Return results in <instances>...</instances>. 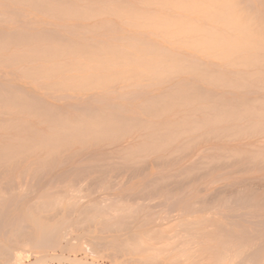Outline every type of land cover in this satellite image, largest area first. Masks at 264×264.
<instances>
[{"label": "bare ground", "instance_id": "1", "mask_svg": "<svg viewBox=\"0 0 264 264\" xmlns=\"http://www.w3.org/2000/svg\"><path fill=\"white\" fill-rule=\"evenodd\" d=\"M94 165L153 175L147 181L159 199L173 198L164 190L175 180L210 176V202L227 214L186 221L178 233L189 247L167 246L159 242L167 234L135 231L142 210L122 197L83 203L81 191L82 200L66 193L65 201L55 183L49 193L55 175H94ZM248 169L256 175L237 177ZM263 172L264 0H0V181L53 177L49 192L27 180L7 196L15 189L0 183V264H21L29 246L57 247L80 221L113 234L67 241L91 264H218L228 240L235 255L260 240ZM176 199L170 209L194 206ZM203 202L196 207L205 212ZM242 253L237 264L257 262L256 253Z\"/></svg>", "mask_w": 264, "mask_h": 264}, {"label": "rangeland", "instance_id": "2", "mask_svg": "<svg viewBox=\"0 0 264 264\" xmlns=\"http://www.w3.org/2000/svg\"><path fill=\"white\" fill-rule=\"evenodd\" d=\"M188 161V159L187 160H183L182 161V164L181 165H177V166H175L176 168L177 167H179V166H182L185 162H187ZM91 166H93V164L91 165ZM90 168H92V167H90ZM94 170L96 169V171L94 172V175H93V172H90V174L89 173H87V174H85V176L83 175V174H79L78 176L76 175V178H75V176L74 175H72L73 177H69V175H66V176H64V177H62L63 175H55L56 176V178L55 179H57V180H55V182H53V183H50L49 181H51V180H49V179H53V177L52 178H49L48 179V177L46 178H44V177H40L39 175L38 176H33L34 177V180H33V178H30V179H27L28 181H32L33 180V182H35V186H37V188H36V190H40L38 187H40V188H42V190H40V192H43V190L44 191H47L48 190V188L46 187V186H48L49 185V183H50V185H52V184H54L55 186H57L56 187V189H57V194L58 193H60L59 195H61V198L64 196H66L65 198H63L65 201H67V200H70L71 198H69V199H67V197H69V195H71L72 197H75L76 199H77V197H78V199L80 198H82V197H80L81 195H84V197L82 198L84 201H83V203H86V201H89L88 200V198L89 199H91V200H93V202H94V200L96 201V203H99V201L101 202L102 200V203H104L106 200H111L112 201V198H109V197H113V199L114 198H118V197H122V200L124 201V202H127L128 204H130V205H132L133 207L134 206H136L135 208L136 209H140V211L142 212L141 213V217L143 216L144 218V220L140 217L139 218V220H141L140 221V223H138L137 224V222H136V230H135V228H134V230L135 231H140L141 233L142 232H146V233H149V232H155V233H158V234H160V233H163V234H167L163 239H161V240H159V242L160 243H163V244H170L171 246H173L175 243H176V241H177V243L180 245L181 243H185V238L184 237H186V236H184V234H182L181 236H180V234L179 233H181V232H183L182 230H184V227H183V223H185L186 221H193V220H196V221H203L204 219H206L205 217L207 216V218L208 217H214V218H216L217 216V219L219 218L220 219V215H221V217H222V215H223V213H224V215L223 216H225V214H227L226 212H225V210L223 211L222 209L221 210H214V207L216 206H214V204L213 203H215V204H217L216 202H213V200H211L212 202H210V199H212V198H214L213 196H215L213 193V188L214 187H216V185L215 184H211V182H212V177H204V179L202 178H195L194 180H181V182H180V180L177 182V185L178 186H176V180L172 183V184H170L172 187V189L170 188V186H169V190H164V192L166 191L167 192V194L170 196L171 194L173 195V198L172 197H169L170 198V202L176 197L177 198V196L178 197H181L180 199L179 198H177V199H179L180 201H181V199H182V197H183V195L187 198V199H185V198H183L182 199V201L185 199L186 201L187 200H189V202L191 203H194L193 205V207H196V206H201V203L199 204V202H203L202 200L203 199H205V197L207 198V199H205V201L207 202V204H208V206L207 207H209L210 208V206H211V211H209L210 209L209 208H206L205 209V212H204V210L202 211V208L204 209L205 207H201V209H200V207H196V208H194L193 209V207H192V209L190 208V209H188V210H186V209H178V210H176L177 208H175V210L174 209H170V207L169 206H171L172 204V202L176 199H174L171 203L169 202V198H167L166 199V197H162V199H159V197L161 198V196H159L158 195V192H160V190H159V188L158 189H156V187H154V186H152L153 185V183L151 182V181H147V179H150V178H152L153 177V175H148V177L147 178H145V177H143L142 178V175H137V177L135 176V174H133V173H131L130 171H127V170H119V168H115V170H113V168L112 169H106V166L105 167H102V168H105V169H100V168H96L95 167V165H94ZM99 170V171H98ZM119 170V171H118ZM249 170V169H248ZM246 171V172H248L247 174H246V172L243 174H237V177H245V178H249V177H251V176H254V174L256 175V173L255 172H253L252 170L250 171ZM103 171H104V173H103ZM107 171V172H106ZM113 171H114V174H113ZM121 171V172H120ZM102 172V173H101ZM121 174H120V173ZM250 172H253V173H250ZM96 173V174H95ZM115 173H116V175H115ZM154 173V172H153ZM264 173V172H263ZM75 174H77V173H75ZM99 174H101V175H99ZM260 174V173H259ZM86 175H87V177H86ZM89 175V176H88ZM104 175V176H103ZM249 175V176H248ZM12 176H14V178L15 177H17L16 175H11L10 177H9V183H8V181L7 182H5V180H4V182H5V184L3 185V187H5V186H7L8 185V191H10V192H12L11 190H13L14 191V189H15V191H14V193L12 194V193H7L6 195L7 196H9V195H16L18 192H19V190H18V186L20 185V184H22V182L24 181V183H25V181H27V180H25V178H29L30 176H32V175H28V176H24V180H20V182H18L19 181V178L17 177L16 179H14ZM86 177L85 179L87 180H85V179H83L82 178V180L80 179L81 177ZM110 176V177H109ZM1 177V176H0ZM35 177H36V179H35ZM38 177H39V179L41 178H44V179H42L41 181L38 179ZM61 177V178H60ZM69 177V178H68ZM78 177H80V178H78ZM95 177V178H94ZM134 177H136V178H134ZM98 178V179H97ZM118 178V179H117ZM145 178V179H144ZM21 179V178H20ZM23 179V178H22ZM79 179V180H78ZM1 180H3V179H1ZM18 180V181H17ZM37 180H39V182H41V183H39ZM44 180V181H43ZM47 180H49V181H47ZM64 180V181H63ZM78 180V181H77ZM84 180V181H83ZM101 180H105L104 182H105V185H104V183H102L103 185H101ZM120 180V181H119ZM123 180V181H122ZM196 180V181H195ZM200 180H201V182H200ZM207 180V181H206ZM28 181L26 182V183H28ZM43 181V182H42ZM53 181V180H52ZM84 183H83V182ZM86 181V182H85ZM95 181V182H94ZM122 181V182H121ZM146 181V183H144ZM191 181H193L192 183H191ZM3 181L1 182L0 181V183H4ZM16 182V183H15ZM49 182V183H48ZM183 182V183H182ZM195 182V183H194ZM206 182H208L207 183V185H206ZM210 182V183H209ZM6 183H7V185H6ZM23 183V184H24ZM98 183H100V184H98ZM117 183H120V184H117ZM30 184H32L31 182H30ZM38 184V185H37ZM48 184V185H47ZM74 184H76V186H77V188H75L76 186L74 185ZM78 184V185H77ZM86 184V185H85ZM87 184H88V186H87ZM99 185V187H98V185ZM107 184L109 185V186H107ZM28 185V184H27ZM116 185V187H114ZM119 185V186H118ZM124 185V186H123ZM146 185H149V186H147L146 187ZM201 185V186H200ZM31 186H33V185H31ZM45 186V187H44ZM53 186V185H52ZM52 186H48L49 188L51 187V188H53ZM60 188H59V187ZM83 186H84V188H83ZM87 188H86V187ZM101 186V187H100ZM106 186L107 187H110L111 186V188H113L111 191H108V190H105L106 189ZM118 186V187H117ZM174 186V187H173ZM34 187V186H33ZM120 187V188H119ZM150 187H151V189H150ZM203 187V188H202ZM103 188V191L101 190V189ZM197 188V189H196ZM200 188V189H199ZM11 189V190H10ZM56 189H55V187L52 189V190H54L53 192H51L52 190L51 189H49L48 190V192L49 193H52V194H54L55 195V193H56ZM107 189H109V188H107ZM200 191H199V190ZM203 191H202V190ZM64 190V192L65 193H63L62 194V191ZM124 190H126L125 191V193H124ZM153 190H155V193H153V195L152 196H150V194H149V197H147L148 196V193L150 192V191H153ZM156 190H157V192H156ZM171 190V191H170ZM197 190V191H196ZM60 191V192H59ZM83 192L81 195H80V193H78V192ZM86 191H88V192H86ZM55 192V193H54ZM96 192H98V193H96ZM129 192H131V193H129ZM180 192H182V193H180ZM69 194V195H67V194ZM86 193H88V194H86ZM107 193V194H106ZM124 193V194H123ZM129 193V194H128ZM135 193V194H134ZM144 193V194H143ZM157 193V194H156ZM56 194V195H57ZM65 194V195H64ZM86 194V195H85ZM94 194H95V196H94ZM99 194H100V196H99ZM131 194V195H130ZM136 194H138V195H140V197L141 196H144V198L142 197V198H138V199H136L137 197H135V195ZM145 194H147V196H145ZM175 194H177V195H175ZM180 194H182L181 196H180ZM1 195H2V193H1ZM63 195V196H62ZM74 195V196H73ZM171 195V196H172ZM175 195V196H174ZM187 195V196H186ZM87 197V199H86V197ZM92 196V197H91ZM118 196V197H117ZM191 196H193V197H191ZM200 196H201V198H200ZM205 196V197H204ZM208 196V197H207ZM106 197H108V198H106ZM168 197V196H167ZM216 197V196H215ZM75 198H74V200H75ZM86 200H85V199ZM102 200H101V199ZM165 198V199H164ZM77 199V200H78ZM81 199V200H82ZM105 199V200H104ZM156 199H158V201L156 200ZM164 199V200H163ZM176 199V200H177ZM197 199H199L198 201H196ZM209 199V200H208ZM217 199V198H216ZM80 200V201H81ZM90 200V201H91ZM98 200V201H97ZM163 200V201H162ZM167 200V201H166ZM178 200V201H179ZM210 202H208V201ZM215 200V199H214ZM76 201V200H75ZM156 201V202H155ZM164 201H166V202H168V203H163ZM215 201H217V200H215ZM82 202V201H81ZM107 202V201H106ZM175 202V201H174ZM174 202H173V204H174ZM206 202H203V203H206ZM160 203H163L164 205L162 206H159V204ZM197 203H198V205H197ZM202 203V204H203ZM213 204V205H212ZM167 205H169V206H167ZM157 206H158V208H157ZM174 208V207H173ZM213 208V209H212ZM146 211V212H144V211ZM199 210H201V211H199ZM207 211H208V213H207ZM182 213V215L180 214V213ZM192 212V213H191ZM145 213H146V215H145ZM217 213V214H216ZM218 213H221L220 215H218ZM112 215L114 214V216L115 215H117V212H116V214L113 212V213H111ZM164 214V216H162ZM180 214V215H179ZM216 214V215H215ZM72 215H74V214H72L71 213V216H69V217H67V213H66V216L65 217H67V219H69V221H70V218H75V216H72ZM150 215V216H149ZM157 215H159L158 217H154V216H157ZM180 216V218L178 217V216ZM149 216V217H148ZM203 216V217H202ZM160 217L161 218H163V217H167V221L165 220V221H163V220H161V221H163V222H161L160 221ZM177 217H178V219H177ZM212 217V218H213ZM72 218V219H73ZM149 218V219H148ZM159 218V219H158ZM224 218V217H223ZM150 220V221H148V220ZM156 219H158V220H156ZM165 219V218H164ZM168 219H169V221H168ZM151 221H153V222H151ZM71 222V221H70ZM81 223H84L83 225L81 224V225H79L78 224V222L77 223H68V225H69V227L71 226V228H68L67 227V229H66V231H67V233H71V232H73L72 234H70V236H69V238L67 237V239L65 240L64 238L63 239H61L60 240V244L59 245H57V247H54L53 248V246H51L50 247V245L46 248V246H43V248H41V249H32V247L31 246H29V247H26V248H24V249H22L21 250V252L23 253V256H24V259H23V262L21 263V264H91V257L90 256H88V255H86V254H84V252H82V251H74L73 249H71L70 247V245L69 244H67V241H70V242H72L73 244H76L77 242H84V241H87L88 239L90 240L91 238H93V237H91V236H99V237H105L106 236V238L107 239H111V237H112V235L113 234H111V233H103L98 227V229L97 230H95V229H92L91 228V224H93V222H91L90 224L89 223H85V221L83 222V221H80ZM139 222V221H138ZM149 222L150 223H152V224H149ZM221 222L223 223V224H225L226 226H228L227 225V221L225 222V220L224 219H221ZM149 224V225H146V224ZM166 223V224H165ZM77 224V225H76ZM163 224V226H167V225H170L169 227H171L170 228V230H169V228H168V226L167 227H165L166 228V230L165 229H163L164 227L163 226H161ZM239 224H241V225H243V228H245L246 229V231L247 232H251L252 230L251 229H253L254 228V230L256 229V225L254 226L253 224V226L251 225V223L249 224V222L248 223H246V222H242V221H240L239 222ZM86 225H87V227H86ZM139 225V226H138ZM83 226V227H82ZM96 226V225H95ZM246 226H247V228L249 229V231H248V229L246 228ZM262 226V225H261ZM89 227V228H88ZM139 227V228H138ZM151 227V228H150ZM152 227H154V228H152ZM155 227H157L158 228V230H157V228H155ZM160 227V228H159ZM161 227H163L162 229L163 230H161ZM172 227L173 228H175V229H172ZM252 227V228H251ZM264 225L262 226V227H259L258 226V229L256 230V231H258L259 230V232H260V234L258 235V237H260V240H259V238H256L257 239V241H255V239L253 238L255 235H254V233H253V237H251V235H250V233L249 234H247L248 236H250L251 237V239H254V241H255V243H251V242H254V241H252L251 240V242H250V239L248 240V238H245V239H247L250 243H251V245H250V243L248 244V243H246V245H244L245 246V249H246V251H244V247L243 248H241V249H243V253L241 252V251H238V252H241L242 253V256L243 255H247L248 256V254H249V252L252 254H254V253H256V250H257V253H256V257H255V259L257 260V262L255 263V264H264V247H262L263 245H264V243H262V242H264V233H263V231H264ZM91 228V229H90ZM168 228V229H167ZM259 228H261V229H259ZM80 229V230H79ZM212 230V228H211V226L210 225H206L205 226V230H207V231H211ZM84 230H86V231H84ZM93 231V232H90L89 233V231ZM176 230V231H175ZM253 230V232H255ZM261 230H262V232H261ZM244 231V230H243ZM245 231V233H247ZM87 232V233H86ZM103 234H102V233ZM173 232H176V234L177 235H179V236H175V237H177V238H174V236L171 238V237H169L168 235H170L171 236V234L173 233ZM170 233V234H169ZM258 233V232H257ZM263 233V234H262ZM82 234V235H81ZM89 234V235H88ZM175 234V233H174ZM256 234V233H255ZM84 235V236H83ZM109 235V236H108ZM246 235V234H245ZM77 236V237H76ZM83 236V237H82ZM108 236V237H107ZM183 236V238L185 239H182L181 237ZM82 237V238H81ZM244 237V236H243ZM247 237V236H246ZM257 237V236H256ZM72 238H74V240L72 241ZM79 238V240H77ZM88 238V239H87ZM170 240H169V239ZM175 240H174V239ZM186 238H188V237H186ZM70 239V240H69ZM201 239L202 238H200V239H198L197 240V242H202L201 241ZM244 239V238H243ZM63 240V241H62ZM77 240V241H76ZM148 240H151V239H148ZM180 240V241H179ZM247 240H245L244 242H246ZM66 241V242H65ZM76 241V242H75ZM154 241V240H153ZM152 241V242H153ZM190 241V240H189ZM188 241V242H189ZM226 241V240H225ZM229 241H231V243H234L235 242V240L233 241V240H228L226 243H227V245L226 244H223V247L225 248L226 246H227V248H225L226 250V252L224 251V250H221L219 247H218V249L220 250H218L217 249V252H216V255H215V258H219V259H217V261H219L218 262V264H237L239 261V255H241V253H239V255H235V254H237L236 252H234L235 251V249H237V244H236V247L234 246V244H231V245H233L235 248H233L234 249V251H233V249L231 250V248L230 247H233V246H230V242ZM233 241V242H232ZM238 241V242H237ZM236 242L237 243H239L240 242V239H238ZM242 241V240H241ZM261 242V243H259V242ZM223 242H224V240H223ZM243 242V241H242ZM257 242V243H256ZM64 243H65V245H64ZM153 243H155V241L153 242ZM259 243V244H258ZM229 244V245H228ZM245 244V243H244ZM64 245V246H63ZM72 245V244H71ZM184 245H186L185 247L186 248H188L189 247V245L188 244H184ZM183 245V246H184ZM224 245H226V246H224ZM249 245V246H248ZM259 245V247L257 248V246ZM60 246V247H59ZM168 246V245H167ZM182 246V245H181ZM188 246V247H187ZM190 246H191V244H190ZM222 246V245H221ZM242 246H243V244H242ZM252 246V247H251ZM229 247V248H228ZM238 247H239V245H238ZM251 247V248H250ZM254 247V248H253ZM256 247V248H255ZM50 248V249H49ZM53 248V249H52ZM71 249V250H70ZM228 249H230V251L228 250ZM238 249H240V247L238 248ZM249 250V251H248ZM26 252V254H24V252ZM221 251H223V252H221ZM232 251V252H231ZM244 252H246V253H244ZM29 253H31L30 255H29ZM233 254V255H232ZM258 254V255H257ZM204 256H206L205 257V261H206V258L208 259V256H207V254H205ZM238 257V258H236V257ZM241 256V257H242ZM246 256V257H247ZM250 254H249V258H250ZM228 257V258H227ZM234 257V258H233ZM221 258V259H220ZM252 258V257H251ZM234 259V260H233ZM238 259V260H237ZM241 259L242 258H240V261H241ZM253 259H254V257H253ZM222 260V261H221ZM252 259H250V261H251ZM204 261V262H205ZM210 261H208V263H209ZM230 262V263H229ZM252 262H255V260L254 261H251V263ZM206 263H207V261H206ZM205 263V264H206ZM240 263V262H239ZM247 263H249V262H247ZM242 264H244L243 262H242ZM253 264V263H252Z\"/></svg>", "mask_w": 264, "mask_h": 264}]
</instances>
